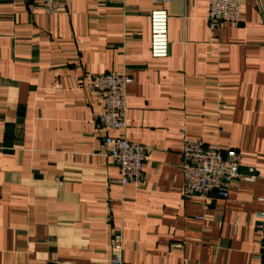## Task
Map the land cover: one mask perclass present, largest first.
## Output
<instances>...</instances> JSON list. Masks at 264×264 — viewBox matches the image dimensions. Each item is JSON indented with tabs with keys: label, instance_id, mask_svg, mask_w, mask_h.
Returning a JSON list of instances; mask_svg holds the SVG:
<instances>
[{
	"label": "crops",
	"instance_id": "1",
	"mask_svg": "<svg viewBox=\"0 0 264 264\" xmlns=\"http://www.w3.org/2000/svg\"><path fill=\"white\" fill-rule=\"evenodd\" d=\"M60 5L0 0V264H110L117 233L122 264H264V0L216 26L207 0H170L164 59L150 0ZM108 72L131 79L124 136L149 157L133 186L97 131L92 79ZM183 136L236 150L255 179L184 196Z\"/></svg>",
	"mask_w": 264,
	"mask_h": 264
},
{
	"label": "built area",
	"instance_id": "2",
	"mask_svg": "<svg viewBox=\"0 0 264 264\" xmlns=\"http://www.w3.org/2000/svg\"><path fill=\"white\" fill-rule=\"evenodd\" d=\"M47 15L60 13V0H35ZM153 6L149 13V54L152 59H164L168 54L167 12L164 8L170 0H150ZM201 1V0H198ZM242 0H207L206 20L208 24L236 25L239 22ZM131 79L124 73L108 72L92 79V88L99 97L101 115L97 131L103 135L106 155L117 166L122 187L133 186L144 181L143 165L148 161L144 148L129 142L124 132L127 128L126 88ZM220 110L226 106L220 105ZM115 132L116 136H109ZM181 155L183 159V195L208 200L216 194L220 199L228 197L230 186L238 181L251 182L254 175L239 172L240 155L231 148H220L182 137ZM259 230L263 242L262 250L256 258L264 262V209L257 213ZM123 242L119 233L111 239L110 264H122Z\"/></svg>",
	"mask_w": 264,
	"mask_h": 264
},
{
	"label": "rangeland",
	"instance_id": "3",
	"mask_svg": "<svg viewBox=\"0 0 264 264\" xmlns=\"http://www.w3.org/2000/svg\"><path fill=\"white\" fill-rule=\"evenodd\" d=\"M226 109H227V107H226ZM220 110V109H219ZM220 111H223V110H220Z\"/></svg>",
	"mask_w": 264,
	"mask_h": 264
}]
</instances>
